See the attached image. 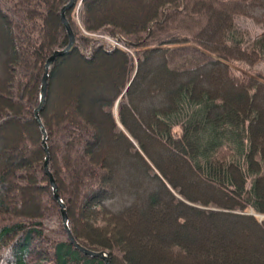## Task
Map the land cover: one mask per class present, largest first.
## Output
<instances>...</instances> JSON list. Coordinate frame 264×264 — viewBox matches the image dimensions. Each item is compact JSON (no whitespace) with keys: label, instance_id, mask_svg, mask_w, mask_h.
Instances as JSON below:
<instances>
[{"label":"trees","instance_id":"16d2710c","mask_svg":"<svg viewBox=\"0 0 264 264\" xmlns=\"http://www.w3.org/2000/svg\"><path fill=\"white\" fill-rule=\"evenodd\" d=\"M68 1L0 0V142L18 144L0 145V264H103L63 229L33 116ZM104 5L80 0L77 22L64 11L73 46L49 67L38 114L71 236L108 264H264V219L244 213L264 215V0H143L122 20ZM77 66L66 120L51 95Z\"/></svg>","mask_w":264,"mask_h":264},{"label":"rangeland","instance_id":"374dc122","mask_svg":"<svg viewBox=\"0 0 264 264\" xmlns=\"http://www.w3.org/2000/svg\"><path fill=\"white\" fill-rule=\"evenodd\" d=\"M104 2H105V5H104V8H103V12L104 13H110V14H114L115 16H117L118 18H119V20L121 19L122 20V18H123V16H125V15H128V16H130V17H135L136 15V13H138L140 10H142V5H143V0H103ZM79 2H80V0H77L76 2H75V0H74V4L72 5L73 6V10H72V12H71V16H72V18H73V20L75 21V22H77V9H78V6H79ZM99 4H100V1H99ZM71 6V7H72ZM144 9V8H143ZM116 17V18H117ZM235 22H236V24L237 25H239L241 28H245V29H247V30H249V32H250V34H251V37H255V36H257V35H259L260 34V32H261V30L258 28V27H256L250 20H248V19H245V18H241V17H237V18H235ZM65 29V28H64ZM99 38L101 39V40H104L106 43H108V44H110V45H113V46H118L119 47V49H122V50H125V48L123 47V46H120L119 44L118 45H115L114 43V41L113 40H111L109 37H107V36H99ZM9 40L10 39H8V41L5 43L6 45H7V43L9 42ZM0 42H4V40L2 39L1 40V38H0ZM117 43V42H116ZM4 48H5V45H4V43H0V54H2L3 53V50H4ZM2 58V57H1ZM76 73H71V72H66L64 75H65V78H66V76H68L69 74H72L70 77H69V81H68V85H66L65 86V89H63V90H59V91H57L56 92V94H53V95H51V98H52V100H51V108L52 107H54L55 108V112L57 111H59L60 110V108L62 109V111L64 112L65 111V109H69L70 111H71V109H72V107H73V104H75V101H72L71 99H69V98H67V96L69 95L68 93L69 92H67L68 91V89H69V87H70V85H73V84H75V85H77V76L78 75H81V74H83V73H85L86 71H85V68L84 67H82V66H77V68H76ZM112 74V73H111ZM88 76V75H87ZM97 78H99L98 80H96V81H92L93 79H89L90 81H88V82H92V83H94V85H95V87L96 88H93V85H92V91H93V93L92 94H94V95H96V97L94 98V99H92V103H89V102H84V104H82L81 103V107L80 106H78V108H80L81 110H85V109H89L90 107L92 108V109H94L92 106L94 105V101L96 100V99H98V98H100V95H101V89H102V87L104 86V84H105V81H106V78H103V76L102 75H99V77H97ZM46 86H47V82L45 83V92H46ZM79 86H81V84L79 85ZM80 89V88H79ZM94 90H95V92H94ZM151 96V95H150ZM90 100V99H89ZM70 103L69 105H67V103ZM78 104V103H77ZM79 105V104H78ZM87 106V107H86ZM74 107H76V104H75V106ZM68 109H67V115H64L63 117L64 118H66V120H68V113H69V111H68ZM54 110V109H53ZM54 112V111H53ZM112 112H113V116H114V118H115V120H116V107H113V109H112ZM136 118V117H135ZM41 122V121H40ZM140 122V121H139ZM21 124V123H20ZM19 123H18V125H14L13 126V129H16L17 131V134L16 135H20L21 137L19 138L20 139V141L22 142V139H25L26 138V133H24L23 132V130L21 131V125H20ZM41 125H42V123H41ZM20 127V128H19ZM43 127V126H42ZM12 128H11V126H9V127H7V130H13ZM44 129V128H43ZM4 132V131H3ZM2 132V133H3ZM20 132V133H19ZM175 132H177V130L175 131ZM13 133V132H12ZM10 134L9 133V135L7 136L8 138H10L11 136L13 137V134ZM1 135V134H0ZM2 137V136H1ZM24 137V138H23ZM3 139H1V141H2ZM7 140V139H6ZM13 141H14V138L12 139V141H10L11 143H7L5 140L4 141H2V142H0V145L2 144V146H7L9 149H13V151L12 152H16L17 151V147H18V144L16 143L14 146H11L12 145V143H13ZM19 141V142H20ZM31 143V142H30ZM42 144V143H41ZM43 147V146H42ZM102 147V146H101ZM114 148L116 149V147L114 146ZM120 148L121 149H116V153L118 154L119 153V156L121 155V153H124L125 151L123 150V148L120 146ZM46 149H47V147H46ZM43 150H44V148H43ZM114 150V149H113ZM120 150H122V151H120ZM118 151H120V152H118ZM11 152V153H12ZM44 153H45V151H44ZM45 155H47V162L46 163H48V151H47V154H45ZM45 155H44V158H45ZM122 156L125 158L126 157V154L124 155V154H122ZM121 156V157H122ZM1 158V157H0ZM144 160H145V162L147 163V164H149L148 163V160L144 157ZM43 163H44V159H43ZM169 163H171V161H169ZM127 168H128V166H127ZM48 170V169H47ZM48 173H49V171H48ZM46 174V173H45ZM50 174V173H49ZM47 175V174H46ZM51 175V174H50ZM52 177V176H51ZM48 178V177H47ZM53 179V178H52ZM131 185V184H130ZM131 186H129V188H130ZM115 192H116V190H115ZM258 221H261V220H263L264 219V215H262V214H257V213H254V215H253ZM151 223L153 224V221H151V220H149V218L148 219H145V221H144V225H146V227H148V226H150L151 225ZM210 229H212V230H215V227H210ZM232 231V230H231ZM235 233H236V231H235ZM217 234V233H216ZM227 236H228V232H227V234H226ZM236 235H238V234H236ZM262 243V242H261ZM260 243V244H261ZM253 246H255V245H252V247ZM261 247H259V249H262V246L263 245H260ZM264 249V248H263ZM262 249V250H263ZM263 252H264V250H263Z\"/></svg>","mask_w":264,"mask_h":264},{"label":"water","instance_id":"95a60500","mask_svg":"<svg viewBox=\"0 0 264 264\" xmlns=\"http://www.w3.org/2000/svg\"><path fill=\"white\" fill-rule=\"evenodd\" d=\"M73 4H74V0H69L68 3L66 5H64L60 10V21L63 24L65 31H66V34H67V44L63 49L53 51L52 54L45 60L44 65H43V74L41 77V83H40V87H39L38 105L33 111L34 119H35L37 125L39 126L41 134H42V146L44 148L45 154H47V149H46V145H45V132H44V129L41 125L40 119L38 117V112L40 111L42 104L45 100V83H46V76H47V71H48L49 67L51 66L55 57L62 56L64 54L68 53L72 49V46H73V35H72L71 29H70L67 21L65 20V17H64V11L67 8L71 7ZM46 162H47V155H45V158H44L43 169H44V172L47 174L48 182H49V185H50L51 190H52L53 198L55 199L57 205L59 206V211H60V215H61L63 229L65 230L69 241L72 243V245L75 247V249H77L78 251H80L84 255L91 256V257H98L103 261V264H108V257L104 252L90 251L88 249H85V248L79 246L73 240V238L69 232V229L67 227V217L65 214L64 205L56 193L55 183H54L51 175L48 173ZM244 213L249 214V215H254V213H252V211H250V210L245 211Z\"/></svg>","mask_w":264,"mask_h":264},{"label":"bare ground","instance_id":"6f19581e","mask_svg":"<svg viewBox=\"0 0 264 264\" xmlns=\"http://www.w3.org/2000/svg\"><path fill=\"white\" fill-rule=\"evenodd\" d=\"M67 9H68V8H67ZM64 17H65V16H64ZM65 20H66V19H65ZM68 25H69V24H68ZM73 40H74V39H73ZM70 51H71V50H70ZM70 51H69V52H70ZM69 52H68V53H69ZM66 54H67V53H66ZM64 55H65V54H64ZM46 78H47V76H46ZM42 106H43V104H42ZM41 109H42V107H41ZM41 109H40V110H41ZM39 112H40V111H39ZM39 112H38V114H39ZM38 117H39V115H38ZM39 119H40V118H39ZM44 132H45V131H44ZM45 138H46V135H45ZM45 145H46V144H45ZM72 238H73V237H72ZM73 240H74V239H73ZM74 241H75V240H74ZM75 243H76V241H75ZM71 244H72V243H71ZM76 244H77V243H76ZM79 246H80V245H79ZM76 250H77V249H76ZM77 251H78V250H77ZM78 252H80V251H78ZM80 253H81V252H80Z\"/></svg>","mask_w":264,"mask_h":264}]
</instances>
